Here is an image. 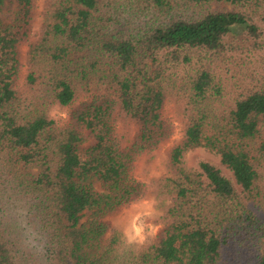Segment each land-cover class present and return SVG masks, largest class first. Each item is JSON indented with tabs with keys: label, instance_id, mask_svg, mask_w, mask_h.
<instances>
[{
	"label": "trees",
	"instance_id": "trees-1",
	"mask_svg": "<svg viewBox=\"0 0 264 264\" xmlns=\"http://www.w3.org/2000/svg\"><path fill=\"white\" fill-rule=\"evenodd\" d=\"M16 1L5 24L0 0V156L47 227V264H229L230 248L264 264V88L230 103L209 62L228 34L257 35L259 24L247 10L192 11L256 12L264 0H45L35 35L37 0ZM172 98L183 139L170 172L148 185L136 163L171 136ZM68 107V119L54 114ZM128 123L137 126L129 140L118 131ZM200 147L220 164L189 167L185 154ZM148 186L163 226L128 250L115 218ZM1 228L0 264H34Z\"/></svg>",
	"mask_w": 264,
	"mask_h": 264
},
{
	"label": "rangeland",
	"instance_id": "rangeland-1",
	"mask_svg": "<svg viewBox=\"0 0 264 264\" xmlns=\"http://www.w3.org/2000/svg\"><path fill=\"white\" fill-rule=\"evenodd\" d=\"M45 0H37L36 17L34 20V35L39 32L42 22V12ZM237 9L240 11L247 10V12L255 17L259 24L257 35H252L246 29L237 28L225 37V51L221 55H214L213 60H209L212 64V70L215 75L223 82L225 99L233 103L238 97L247 94L253 89L264 88V7H260L254 12L255 7L238 8L235 5L228 3H214L210 6L192 9L197 10V14L203 11L219 10V9ZM18 11V3L16 0H6L1 11V18L5 24H11L16 18ZM28 44L25 43L21 48L23 62L26 58ZM26 66L22 67L21 79H19V86L24 87V80L26 75ZM81 101V100H80ZM79 101V102H80ZM179 104H176L172 98L166 106V115L173 124V132L171 136L159 147L150 152L143 153L137 160L135 175L143 183L150 185L151 182L157 178L166 175L170 172L169 154L174 145L181 142L183 139L185 120L178 113ZM73 107L57 108L55 115L63 119H68ZM123 124H119L118 131L121 135L127 134V140L132 139L136 132L137 126L133 123H128L124 130ZM0 156V192H8L20 198L28 199L35 210V214L41 221L39 209L34 205V200L30 194L26 193L17 183V181L10 176L9 166L7 162ZM202 160L210 161L216 165L220 164V156L210 151L207 148H196L188 151L185 154V161L189 167L195 168ZM231 175V173L228 171ZM149 187V186H148ZM94 188L97 192H102L103 188L99 181L94 182ZM149 193L143 198L122 207L115 218L116 223L126 234L141 233L144 235L155 236L163 226L157 221L155 217V196ZM90 211H87L83 220H87ZM8 228V230L6 229ZM6 230L5 236L7 238H15V235L10 226L2 225ZM9 231V232H8ZM12 232V233H11ZM10 233V234H9ZM229 264H257V257L255 253L244 249L237 250L230 248L228 252Z\"/></svg>",
	"mask_w": 264,
	"mask_h": 264
},
{
	"label": "clouds",
	"instance_id": "clouds-1",
	"mask_svg": "<svg viewBox=\"0 0 264 264\" xmlns=\"http://www.w3.org/2000/svg\"><path fill=\"white\" fill-rule=\"evenodd\" d=\"M0 225L11 227L19 254L28 257L34 264H47L52 240L28 199L0 192ZM125 238V248L130 250L132 247L143 246L148 236L126 233Z\"/></svg>",
	"mask_w": 264,
	"mask_h": 264
}]
</instances>
